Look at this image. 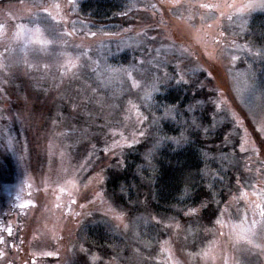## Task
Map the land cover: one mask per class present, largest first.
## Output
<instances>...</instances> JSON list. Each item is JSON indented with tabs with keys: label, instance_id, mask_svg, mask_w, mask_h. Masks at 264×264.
Returning a JSON list of instances; mask_svg holds the SVG:
<instances>
[{
	"label": "rangeland",
	"instance_id": "obj_1",
	"mask_svg": "<svg viewBox=\"0 0 264 264\" xmlns=\"http://www.w3.org/2000/svg\"><path fill=\"white\" fill-rule=\"evenodd\" d=\"M76 1H0V24L4 25L0 30V89L16 74H32L36 78L34 81L42 78L51 83H62L59 66L67 58H75L83 50L90 49L89 55L93 61H99L100 67L89 63L77 76L82 79L88 76L85 85H89L90 91L95 85L102 91L113 88L131 94L133 90H140L144 95L145 88L159 74L155 70L158 61H162L159 67L165 66L163 64L172 61L175 56L180 58L178 64L182 65L186 58L193 66L203 67L211 73L216 94H223L228 102L227 110L231 116L235 113L233 121L241 127L239 148L243 145L246 149L243 151L246 156L238 158L245 169L248 167L246 178L240 181L241 187L236 186L232 190L225 203L227 215L221 217L219 213L216 217V220L222 219V225L205 227L197 234L177 222L171 237L155 244L145 243L140 248L136 246L134 256L118 264H264V219L256 207H264V130H261L264 128V89L253 86L247 77L248 67L242 63V57L247 56V52L237 47L245 44L241 36L249 15L244 18L233 15L231 21L227 19L235 12L228 5L249 4L255 9L251 13H255L264 10L260 7L264 5V0H132L137 8L134 18H130L133 20L118 26L109 35H104L108 32L97 30L80 17ZM55 4L60 5L59 14ZM45 7L62 23L53 21L43 11ZM19 24L29 28L39 26L45 38L56 42L44 51L35 44L25 47L14 35ZM65 31L74 34L62 39L57 36ZM91 32L97 35L92 37L89 35ZM153 36L156 40L152 43L150 54L143 57L145 63L137 64L133 72L141 88L131 89L125 76L107 70L120 67L108 66L103 54L109 47L115 52L129 48L133 53ZM214 40L220 42L215 43ZM233 55L240 57L235 63L231 60ZM25 60L36 67L29 68ZM80 63L85 64L83 57ZM43 64H48L50 70H42ZM94 68L97 70L93 71ZM109 79L110 83L107 82ZM109 97L99 99L106 102L104 115L109 121L117 117L121 122L127 106L120 112L116 111L115 104L112 105L115 98ZM20 100L27 107L20 111L21 115L15 113L19 115L16 116L9 100L0 98V154L4 156L8 152L13 172L7 179L0 174V237L4 241L0 243V264H100L98 255H84L89 251L85 243L86 233L96 225L110 235L120 230L130 233L133 240L134 237L140 238V229L135 222L110 200L105 187V172L100 167L88 168L84 161L78 163L72 160L66 142L59 140L57 134L49 137L41 124L38 125L41 116L34 111L36 104L29 103L30 98ZM13 118L17 119L18 126L11 128L8 125ZM24 120L27 128L20 129ZM125 123L128 128L119 130L127 133L134 130L130 121ZM19 133L28 136V147L32 152L26 145L23 147V142L20 144ZM232 162L237 164V158L230 156L225 167L231 166ZM252 175L253 179L250 178ZM98 177H103V185ZM98 192H103V202L95 198ZM241 192L247 193L246 199L239 198ZM22 204L28 206L22 208ZM109 208L114 211L109 212ZM114 215L123 218L115 220L112 218ZM245 215L249 225L253 219L258 221L253 234L248 236L251 244L245 239H238L239 230L232 227L240 225ZM8 228L12 229L11 234ZM82 248L86 251H81ZM162 248L167 251H161Z\"/></svg>",
	"mask_w": 264,
	"mask_h": 264
},
{
	"label": "trees",
	"instance_id": "obj_2",
	"mask_svg": "<svg viewBox=\"0 0 264 264\" xmlns=\"http://www.w3.org/2000/svg\"><path fill=\"white\" fill-rule=\"evenodd\" d=\"M0 1L17 3L21 0ZM76 5L82 19L93 24L97 30L102 29L108 33H112L122 24L131 22L133 19L130 18H134L133 13L137 9L133 6L132 0H77ZM247 20V27L241 39L256 51L257 48L264 47L262 43L264 10L251 13ZM149 38L140 44V50H133V53L129 48L117 49L118 52H115L108 46L109 49L103 54L108 66L131 68L139 64L138 61L147 57L152 50V43L155 41ZM246 55L242 57V63L248 67L247 77L253 86L264 89V61L248 53ZM179 59L173 56L172 61L160 67L158 75L165 71L173 75V68L179 65ZM179 67L185 72L194 70L186 77L190 82L201 81L207 85L198 97L201 100L207 97V101L195 115L199 117L198 123L202 127H210V132L205 135L203 131L193 130L185 124V121L190 119L188 114L183 117L177 115L175 121L162 120V132L157 131L155 127H149L146 137L134 150L124 149L123 158L126 166L124 169L109 167L115 162V157L103 152L104 147L110 145L113 140L110 129L116 128L121 119L116 117L115 120L109 121L104 115L106 102L99 99L114 97L112 105L115 104V110L119 112L128 104L124 99H131L141 106V111L149 117L150 122L153 114L157 117L163 115L160 107L162 103L170 105L179 103L181 109L185 108L191 100L190 93L179 94L170 89L163 96L159 93L154 94L153 100L146 102L140 90H133L130 94L115 88L102 91L93 85L96 92L90 91L89 85H85L88 76L86 79L60 76L62 83H51L48 79L42 78L34 81L36 78L32 74L29 76L16 74L3 84L0 98L9 100L8 103L13 105L14 115L27 107L20 99L30 98L29 103L36 104L34 111L41 116L37 121L38 125L41 124L49 137L57 134L59 140L66 142L72 160L78 163L84 161L87 163L85 166L91 169L93 167L103 169L106 174L105 187L110 200L126 212L140 229V238L134 237V240L128 232L119 230L117 234L110 235L103 231V227L98 229L97 225L87 231L85 243L89 248V254L84 255L89 257L90 254L98 255L100 264L121 263L134 256L133 249L136 246L140 248L145 243L155 244L161 239L171 237L172 232L176 231L177 222L197 234L205 227L215 225L216 217L219 215V212L213 215L217 207L215 202L219 201V208L223 210L232 190L237 186L236 178L245 181L248 167L245 169L239 162L241 155L246 156L239 148L241 127L235 124L227 108L221 109L220 114L216 115L218 122L212 126L211 116L216 109L210 101L216 100L219 96L216 92L210 91L215 89L212 75L209 76V72L203 67L193 66L186 58L185 63ZM225 111L227 115L224 114ZM25 123L24 120L19 126L20 129L27 128ZM8 126L11 128L18 126L17 119H11ZM128 133L125 131V135ZM181 133L188 137L189 143L182 142V146L177 147L171 142H165L156 147L160 136L180 138ZM20 134H18L20 144L23 142V147L25 145L28 147L30 145L28 136ZM28 148L30 150V147ZM205 153L207 155H204ZM230 156L237 158V164L232 162L231 166L226 168ZM41 159L44 161V157ZM0 160L5 161L9 170L5 172L6 168H0L1 177L11 178L12 159L8 152L4 156L0 154ZM214 176L223 177V182L214 179ZM250 178L253 179L254 176ZM121 184L125 185L123 192L120 190ZM202 201H208L211 210L200 209L195 215H185L189 209L199 208Z\"/></svg>",
	"mask_w": 264,
	"mask_h": 264
},
{
	"label": "snow or ice",
	"instance_id": "obj_3",
	"mask_svg": "<svg viewBox=\"0 0 264 264\" xmlns=\"http://www.w3.org/2000/svg\"><path fill=\"white\" fill-rule=\"evenodd\" d=\"M54 7L57 9V14H59L60 5L55 4ZM155 7V5H153ZM202 7H208V5H202ZM230 8H234L235 12L232 15H228L227 19L231 21L233 19V15L237 16L238 18H244L247 15H250L251 11L255 10L252 8L249 4H231L228 5ZM260 7L264 8V5H261ZM43 11L48 14V16L51 17L53 21L60 24L62 21L57 20L56 16H53L51 12H49L48 8H43ZM223 15V13H221ZM17 31L15 32V38L17 40H20L24 43V46L27 47L29 44H35L40 46V50L44 51L46 50L50 45L54 44L55 40H49L44 37L41 29L39 26H36L35 28H29L27 25L19 24L16 26ZM4 28L3 24H0V30ZM74 32H68L65 31L63 33H58L57 36L59 38L63 37H72ZM104 35H109V33H103ZM90 36L95 37L97 35L96 32L89 33ZM221 36L224 35L223 32L220 33ZM152 41L156 40V37H150L149 38ZM215 43H219V40H214ZM262 43H264V37H262ZM233 44H235V41H233ZM79 47V46H77ZM238 48H242L245 52H247L250 56L257 57L264 61V47L257 48L256 51H253L252 48L248 46V44H244L242 46H237ZM90 49L83 50L80 55L76 56L75 58H67L64 62V64L60 65V75L63 76H69L70 78H76L81 70H84L86 65L89 63L96 64L97 68L100 67L99 61H93L92 57L89 55ZM157 54H159L160 50H156ZM83 57L85 64H81V58ZM240 57L233 55L231 57V60L233 63L235 61L239 60ZM25 63L29 68H35L36 65L28 64L27 60H25ZM139 64L143 65L145 63L144 60L138 61ZM151 63V61H149ZM162 63V61L157 62V66L155 70L157 72H160L161 69L159 67V64ZM42 70L49 71V65L43 64ZM93 71H96L97 69H92ZM111 73H115L121 76H125L128 81L130 82V88L131 89H139L141 88V83L138 81L134 76L133 72L136 71L135 65H133L131 68H120V69H107ZM194 70H189L187 72L180 69L179 65H176L173 68V75H169L166 71L163 72L162 75H157L152 79V82L148 85L147 88L144 90V101H152L154 94L159 93L161 96L168 93L170 89L177 91L179 94H183L184 92L191 94V100L188 101L187 106L183 109H181L179 103L176 104H168V103H162L160 107L162 108L163 115L160 117H157L153 114L152 120L149 122V117L147 115H144V113L141 111V106L139 104L134 103L133 101L129 100L127 107L125 108V115L123 116L122 121L116 126V128L110 129V134L113 137L112 143L110 145H106L103 149V152L106 154H110L111 156L115 157V162L112 165H109V167L115 168V169H124L125 163L123 158V151L125 148L128 150H134L135 146L140 144L142 139H144L148 133L149 127H155L157 131L162 132L163 128L161 126L162 120H173L175 121L176 116L180 115L183 117L185 114H188L190 116V119L185 121V124H187L189 127H191L193 130H201L205 135H207L210 132V127H202L200 123H198L199 117L195 115V113L203 108L205 102L207 101V97L205 100H201L198 97L203 92L204 89L207 88V85L204 84L201 81H194L190 82L189 79H186V77L190 76ZM99 75V73H97ZM211 76V73L208 74ZM108 83L111 82V79L107 81ZM246 83V81H245ZM93 92H96V89H92ZM211 92H215L216 90H210ZM239 91V89H237ZM0 92H2V89H0ZM254 90L250 91L248 101L250 102L252 99ZM177 100H179V95L177 96ZM215 109L216 112L211 116L212 126H215V124L218 122L216 121V115L220 114V111L222 108H227V100L224 99L223 94L221 93L216 100L210 101ZM227 115V112L224 113ZM233 118H235V113H232ZM130 121L132 123V127L134 128L133 131H130L128 135H125V131L119 130L120 128L127 129L128 124L125 122ZM261 130H264L262 128ZM116 137H119L116 139ZM11 143V141H9ZM165 142H171L172 144L176 145L177 147L182 146L183 143H189L188 137L184 135V133H181L180 138L172 137L163 135L160 136L157 140L156 147L161 146ZM246 149L241 146V151H245ZM255 151V150H254ZM258 154V152H257ZM149 156L151 153L148 154ZM204 155H207L206 153ZM110 158V157H109ZM6 164L4 160H0V168H5ZM103 171V169H102ZM99 182L101 185H103V177H98ZM214 179H219L221 182H223V177L214 176ZM236 183L238 187H241L240 179L239 177L236 178ZM211 187V186H209ZM120 190L123 192L125 190V185H120ZM258 194V193H257ZM96 199H100L103 202V192L96 193ZM239 198L246 199L247 193L241 192V196ZM19 199V196L17 197ZM234 199H237V197H234ZM75 203V201H72ZM215 204L217 205L215 211H213V215L216 214V212L220 213V216L223 217L224 215H227V209L221 210L219 208V201H216ZM28 205H21V207H27ZM83 207V205H81ZM257 208L260 209L259 215L262 219H264V207H261L260 205H256ZM200 209H203L205 211H209L210 204L208 201H202L199 205V208H191L188 212L185 213V215H195ZM114 210L109 208V212H113ZM79 215V213H77ZM115 220H122L121 215H114L112 217ZM248 217L245 215L244 220L240 225H232L233 229H238L237 232V238L238 239H245L249 244L252 243L250 239H248V236L250 234H253V229H255L258 221L253 219L251 221V224L249 225L247 223ZM159 223V221H157ZM216 224L222 225L223 221L222 219H217ZM119 227V225H117ZM125 228H127V225H124ZM170 227V226H169ZM8 233L11 234L12 229H7ZM3 238L0 237V243H3ZM255 247L259 248L260 245H255ZM81 251H86L83 248ZM161 251H167V249H161ZM46 255H52V253H46ZM95 259V257H93Z\"/></svg>",
	"mask_w": 264,
	"mask_h": 264
}]
</instances>
